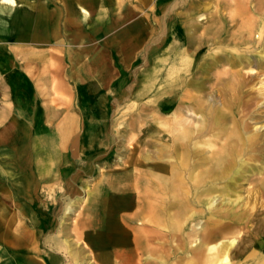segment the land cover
<instances>
[{"label":"crops","instance_id":"crops-1","mask_svg":"<svg viewBox=\"0 0 264 264\" xmlns=\"http://www.w3.org/2000/svg\"><path fill=\"white\" fill-rule=\"evenodd\" d=\"M24 1L26 5L21 3L13 10L9 7L3 10L0 1V146L8 147L0 156V178L3 188L14 192L17 200L11 204L0 201L3 227L0 237L6 242L4 249L11 253L14 264L15 257L26 264H67V261L71 264L77 256H93L99 264H149L137 262L138 257L152 251V246L156 249L166 235L155 234L152 228L139 232L134 229L138 225L131 223L128 224L131 234L123 235L120 230L112 244L100 245V235L105 229L97 223L108 219L111 179L95 193L89 192L90 198L89 194L86 197V204L90 203L78 224L85 245L79 250L70 238L59 235L56 213L61 210L60 203L46 204L41 191L51 185L52 178H62L66 189L72 192L82 187L83 177L93 174L99 156L85 154V150L98 143H94V138L86 143L83 140L80 115L110 114L111 110L104 103L101 108L89 103L88 98H99L100 90L116 93L119 88L121 99L130 96L131 100L142 101L157 97L160 83L146 93L145 75L155 68L165 37L171 32L178 40L182 36L186 24L180 16H195L190 12L195 9V2ZM180 8L186 12H180ZM57 60L61 67L54 65ZM116 62L129 67L128 82H133L140 72L138 65L146 67L139 74L136 90L134 85L124 87L122 70ZM58 99L65 100L66 110L59 109ZM111 127L103 121L86 124L84 130L110 131ZM84 161L88 163L86 174L77 165ZM100 192L106 197L103 208L96 202ZM123 197L132 202L125 212L137 218L133 214L136 210L133 190L126 191ZM70 208L71 204L67 209Z\"/></svg>","mask_w":264,"mask_h":264},{"label":"rangeland","instance_id":"rangeland-1","mask_svg":"<svg viewBox=\"0 0 264 264\" xmlns=\"http://www.w3.org/2000/svg\"><path fill=\"white\" fill-rule=\"evenodd\" d=\"M193 1L196 7L193 10L191 9L190 12H194L195 16L190 22L195 25V28L199 29V34L209 33L207 35L209 39L214 36L215 29L224 28L223 31L227 32L226 35L229 39L226 43H215V41L207 39L206 42L208 43L202 51V58L198 62V71L204 65L209 68L207 76L210 79L203 93L211 95V98L206 105L215 104L214 107L219 109L232 107L236 111L240 110L238 117L242 123V128L244 123L250 132L258 135L260 139H264V38L261 39L262 42L259 40V35L264 30V0ZM179 11L183 12L184 10L180 8ZM186 28L187 26L182 29L181 35L187 32ZM233 33H236V36L232 37ZM240 34H243L242 37L244 36L246 39L245 43L239 41L238 37L241 36ZM262 35L264 36V33ZM238 42L240 43L239 45L237 44ZM212 53L220 55L219 65L208 66L206 64L207 61H211L212 57L209 58V55L211 56ZM62 62L65 63L64 60ZM53 63L56 67L57 65L62 66L58 60L53 61ZM138 66L140 72L134 76L133 82H126L130 69L127 70L129 67L125 63L122 65L117 63V67L122 70L121 79L125 81L124 87L129 88L134 85L136 90L139 85L137 81L139 74H141L142 69L146 68L143 65ZM198 71L196 70V72ZM234 71H240L238 77H234ZM227 82H231V84L227 85ZM233 83L236 85L241 83L243 88L234 91ZM121 91L116 90L115 93L112 90L104 89L100 90L99 98H88L89 103L96 106L99 104L100 108L104 104L109 105L110 114H92L88 115L89 117L80 115L82 118L80 123L81 132L84 134L83 140L86 143L94 138V143H98V146L92 145V148L87 146L90 149L85 150V154L94 153L95 156H99V159L93 165V174L90 177H83L82 187L72 192L66 189L62 178L60 180L52 178L51 185L41 191V196L46 204L59 205L60 203L61 210L56 213V218L58 217L59 222L58 229H60L59 235L61 237L65 236L66 239L70 238L72 243L76 244L75 246L78 250L85 245L81 240L78 224L83 218L86 206L90 203L86 204V197L89 192L95 193L98 189L97 187L107 185V182L115 173L125 174L135 183L136 178L139 179L146 172L153 170L155 159L159 155L158 149L162 147L160 137L155 134L158 127L153 125L156 124L155 121L158 118V97L142 101L131 100L130 96H125L121 99ZM58 100L60 102L59 109L61 111L66 110L65 100ZM147 103L148 106H146ZM146 107H150L151 110L147 111ZM198 117L200 118L201 114ZM103 121L111 124L110 131L84 130L86 124L97 125ZM207 138H210V135ZM7 148L0 146L1 157L5 154L4 150ZM148 154L152 156L151 160L147 159ZM248 156L251 158L247 159ZM260 156V153L251 152L238 157L237 163L226 178L217 182L212 181L213 179L205 180L199 188L192 186L195 182L192 180L189 183L186 178L185 181L190 192V198H188L189 208L183 215L186 218L191 214H194V216L189 220H181L176 214L180 209V203L168 206L163 213L166 216L175 213V217L180 219H178L179 226L171 229L172 227L169 225L167 226L170 228H167L166 224L161 225L160 229L162 228V231L168 232L164 237L165 240L157 243L156 249L152 246V251H149L146 255H141L138 259L136 258L137 262H148L149 264H191L190 261L194 260L195 264H203L206 255L201 250H197L195 246L197 242L193 241L191 233L197 226L202 227L200 239H203L206 243H216L221 238H224L214 237L209 239L204 235L207 229L212 226L210 223L211 216L216 214L224 217L223 223L229 232L227 239L236 237L229 264H264V188L261 184V179L264 176V156ZM253 157L257 159L254 160ZM87 164L86 161L77 163L79 169L84 168L85 174L88 171ZM108 173L109 175H107ZM2 181V178H0V201L10 204L14 200L17 201L14 198V192L3 188ZM133 189H135L133 192H138L139 190V188ZM67 191L69 192L68 194ZM206 192H211L214 196L221 195L220 199H225L227 201L226 204L220 208L212 209L207 207L205 203H197L195 200H199V197L202 198ZM149 195L152 196L153 192L149 193ZM165 196L170 197L171 195ZM146 198L152 199L150 197ZM237 198H239L238 203L235 201ZM84 201L85 203H83ZM152 201L155 202L153 199ZM69 204L72 205V208L67 209ZM226 208L228 211L223 210ZM229 212L230 215L226 217L225 214ZM2 228L0 226V233ZM112 228L118 232L120 230L123 231L122 234L124 235L127 234L125 229L119 227L116 220H113ZM102 240H107L105 241L106 244L114 242L108 236L104 239L100 237V245ZM5 246L6 242L0 237V264H9L11 261V253L4 249ZM102 247L105 246L103 245ZM84 261H86V264H99L98 260L93 256L87 258L77 256L71 260V264H83ZM134 261L136 262V260ZM67 264H70L69 261H67Z\"/></svg>","mask_w":264,"mask_h":264},{"label":"bare ground","instance_id":"bare-ground-1","mask_svg":"<svg viewBox=\"0 0 264 264\" xmlns=\"http://www.w3.org/2000/svg\"><path fill=\"white\" fill-rule=\"evenodd\" d=\"M0 1L3 4V10L4 7H9V9L13 10L21 5V3L23 5L27 4L24 0ZM193 16L194 15L192 14L180 16L181 22L187 26V32H184L178 40L177 35L170 31L171 33L169 36L167 35L163 41V47H161L162 51L160 52L155 68L149 70L145 75L143 83L144 91L146 93H150L154 85L158 82L160 83L157 94L159 99L157 101L159 107L158 118L156 119L154 117L156 119V124L153 125L158 127L155 134L160 137L162 147L158 149L159 155H157V158L155 159L153 170L146 172L142 175L143 177L140 175L141 177L139 179H135V183H133L129 176L122 173H115L112 176L109 184V188L112 190V196L109 199L111 201V209L107 214L108 221L106 220L107 222H104L102 220L97 223H100L101 228L105 229L104 233L100 235L103 239L108 236L115 241V237H119L120 232L113 230L112 228L113 220H116L121 229L127 231L126 235L131 234L130 230H128V224L131 223L138 225V227L134 229H137L139 232H142L146 227H149L153 229L155 234L162 232L167 235L168 232H163L159 229L161 225L166 224L167 228L171 226V229H175L179 226V218L181 220H189L194 216V214H191L186 218V216L183 215L189 208L188 198H190V192L185 181L186 178L189 183L193 180L195 184H192V186L199 188L205 180L213 179L212 181L217 182L226 178L228 173L234 168L237 159L240 156L251 152H257L258 154L260 153L261 156H264V139H260L258 135L250 132L244 123V127L242 128V123L238 117L240 110L236 111L232 107L227 109L226 105L225 109L216 108L214 107L215 104L211 106L206 105L211 98V95L203 93V90L207 87V83H209L208 81L210 79V77L207 76L209 68L204 65L198 71V62L200 58H202V51L208 43L206 41L209 37L207 36L209 33H203L206 36L199 34V29L195 28V25L190 22L194 19ZM241 28L243 29V27ZM223 30L224 28L215 29V32L213 33L214 36L208 40H213L215 43H226L229 39L226 35L227 32ZM262 33H264V30H262L259 35L260 42H262L261 39L264 38ZM240 35L241 36L238 37L239 41L245 43L246 39L244 36L242 37L243 34ZM234 36H236V33L232 34V37ZM171 38H173V40H171ZM237 44L239 45L240 43L238 42ZM209 58H211V61L206 62L208 66L219 65V54L212 53L211 56L209 55ZM196 70L198 72H196ZM233 74L234 77H238L240 71H234ZM230 84L231 82H227V85ZM232 87L234 91L243 88L241 83L238 85L233 83ZM146 106H148V103ZM146 110L149 111L151 108L146 107ZM199 114H201L200 118L198 117ZM147 116L149 117V115ZM208 135H210V138H207ZM51 145L53 144L51 143ZM151 158L152 156L148 154L147 159L151 160ZM249 158L251 157L248 156L247 159ZM253 158L254 160L257 159L255 157ZM107 175H109V173ZM261 184L264 188V176L261 179ZM133 188H139L138 192H133L136 198L133 201V205L136 207L133 214L137 215V218H134L131 213L125 212V210L132 207V202L128 200L129 198L127 199L123 196L126 191H129L130 189L135 190ZM152 192L153 195H149V193ZM97 195L96 202L98 206L103 208V206L106 205V197L103 192H100ZM165 195L171 196H167V198ZM90 196L92 195L89 193V198ZM146 197H150V199L152 198L155 202ZM221 197V195L214 196L213 193L206 192L202 198L199 197V200L195 201L201 204L205 203L207 207L216 209L222 207L227 202L225 199L221 200ZM235 201L238 203L239 198ZM179 203L181 206L180 209L177 208L179 211L176 213L179 217L178 219L175 217V213L167 216L163 213L168 206ZM223 210L228 211L227 208ZM229 215L230 212L225 214L226 217ZM223 219L224 217L213 214L210 218L212 226L208 228L204 234L209 239L214 237H224L216 243H206L203 239H200L202 227L200 228L196 226L191 233L193 241L197 242L195 245L197 250H201L206 255L203 264H229L231 261L232 249L235 245L236 237H234V239H227L229 232L223 223ZM165 220L167 221L165 222ZM105 241L107 240L101 241V246L110 245L109 243L106 244ZM15 258L14 262H17L15 264H26L25 260L22 261V259L18 257ZM161 261L164 262L163 260ZM190 263L195 264L194 260H191ZM9 264L14 263L10 261Z\"/></svg>","mask_w":264,"mask_h":264}]
</instances>
